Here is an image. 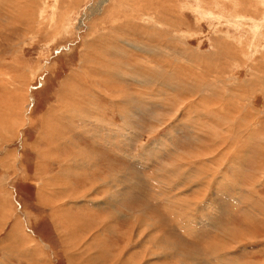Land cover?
Wrapping results in <instances>:
<instances>
[{
    "label": "rangeland",
    "instance_id": "obj_1",
    "mask_svg": "<svg viewBox=\"0 0 264 264\" xmlns=\"http://www.w3.org/2000/svg\"><path fill=\"white\" fill-rule=\"evenodd\" d=\"M0 7V264H264V0Z\"/></svg>",
    "mask_w": 264,
    "mask_h": 264
},
{
    "label": "bare ground",
    "instance_id": "obj_2",
    "mask_svg": "<svg viewBox=\"0 0 264 264\" xmlns=\"http://www.w3.org/2000/svg\"><path fill=\"white\" fill-rule=\"evenodd\" d=\"M143 1V0H142ZM173 8L174 10H175V8L173 7V5H172V2L171 3H165V6H164V8ZM1 8V7H0ZM45 8V7H44ZM1 11V10H0ZM44 13H45V11H43ZM175 12H176V10H175ZM154 13H155V11H154ZM168 13V12H167ZM171 13H174V12H172L171 11ZM22 14V13H21ZM23 14H25V13H23ZM20 15V14H19ZM18 15V16H19ZM172 15V14H171ZM176 15V14H175ZM14 16H16V15H14ZM21 17V16H20ZM16 19V17H13V19ZM17 20L18 21H20L19 19H18V17H17ZM164 20H162L161 21V24H166L165 23V21L163 22ZM231 22H233V21H231ZM235 22V21H234ZM254 24H257V25H259L260 23H258V22H253ZM237 24V23H236ZM153 29H155V28H153ZM161 30V29H160ZM168 31V30H167ZM158 38L157 39H155V41L156 40H160V41H158L159 43H162V45L163 46H177V47H179V44H174L173 42H171V40L169 39V40H167V39H165V40H163V37H161L162 35H163V33H161V32H159V31H157V30H155L154 32H153ZM149 34V33H148ZM106 36V35H105ZM104 36V37H105ZM112 36V35H111ZM103 37V36H102ZM106 38H108V36H106ZM112 38V37H111ZM155 38V37H154ZM101 39V38H100ZM110 39V38H109ZM113 39V38H112ZM105 40H107V39H105ZM116 40V45H114L112 48L113 49H115V48H120L121 46H122V44H123V42H124V40H122V41H117V38H115L114 39V41ZM87 41V40H86ZM127 41V40H126ZM150 41H154L153 39L151 40L150 39ZM95 43H96V41H94ZM93 42V44H95ZM103 42V41H102ZM105 42V41H104ZM178 42V41H177ZM107 43V42H106ZM156 43V42H155ZM88 44V43H87ZM102 44V43H101ZM105 44V43H104ZM110 44V43H109ZM88 45H92V43L91 44H88ZM107 46V45H106ZM103 47H105V46H103ZM111 47H109L108 49H105V48H97V49H94V51H92V53L90 52V55H87V58L88 59H91L92 61H93V63H94V65L95 64H97V65H102L103 63L105 64V66H107V65H109V66H111V70H109V71H107L106 73H105V75H102L103 77H102V79L100 80L99 78H98V74H99V72L97 71V72H92L93 73V75H94V77H92V78H96V79H94V84H98V86H100V87H104V88H106L107 89V91H109V92H107L108 93V95L109 96H111V98H114V100H118V101H125L126 103H127V101H129V100H127V99H130V96L127 94V93H123V92H126L125 90H124V88L123 87H125L124 86V84H123V82H122V80L124 79V78H128V79H133V81H135L136 82V84H141V86H142V88H146V89H151L150 88V86H152L151 84L152 83H154L155 82V78L154 77H152V76H149V75H147L148 77H141V75H140V72H141V70H140V68L139 69H137L136 68V70L134 71V69L132 70L131 68H129V67H127L126 66V69H127V71H126V73L128 74H125L123 71H120V70H122V63L120 62V59H119V56H118V53H119V51H115V50H113V49H111ZM181 47V46H180ZM143 48V47H142ZM184 48V47H183ZM183 48H182V50H183ZM229 49H230V53H229V56H231L230 58H234V55H236L235 54V50L232 48V47H228ZM109 49H111V50H109ZM144 49V48H143ZM89 50V49H88ZM92 50V49H91ZM103 51L104 53H105V55H101V59H104V57H106V56H108V55H110L109 57H111L110 58V61L109 62H107L106 60H105V62H100L99 60H98V58H100V56L98 55L99 54V51ZM150 50V49H149ZM130 52V51H129ZM106 53H107V55H106ZM145 53H147V54H149L150 53V55L151 54H153L152 55V57H155V58H157V57H160V58H157V59H164L165 60V58L162 56V52L160 51V52H158V51H153L152 49H151V51H149V52H145ZM92 55V56H91ZM155 55V56H154ZM164 55V54H163ZM167 55V54H166ZM99 56V57H98ZM131 56V55H130ZM157 56V57H156ZM116 57V59L118 60L119 59V61L117 62V65L116 66H114L113 67V65L112 64H110V62L112 61L111 59L112 58H115ZM160 60V61H161ZM84 62H86L87 63V61H83L82 62V64L84 63ZM121 63V64H120ZM165 63L167 64L166 65V70H169L168 68H169V66H170V64L169 63H172L170 60H167V61H165ZM175 63V62H174ZM177 63V62H176ZM139 66V65H138ZM174 66H180V64L179 65H174ZM108 69V68H107ZM113 71V72H112ZM102 72V71H101ZM157 74H158V71L156 72ZM155 74V73H154ZM90 75H92V74H90ZM157 76V75H156ZM141 79V80H140ZM157 79V78H156ZM78 80V79H77ZM164 80V79H163ZM204 80V79H203ZM159 81H161V80H159ZM166 81H168V80H165V82ZM158 83V82H157ZM156 83V84H157ZM167 83H169V82H167ZM166 83V84H167ZM184 83H186V84H189L188 82H184ZM198 83V82H197ZM166 84H164V86L166 85ZM171 84V83H170ZM170 84H168V85H170ZM207 84V83H206ZM185 85V84H184ZM178 86V85H177ZM194 86V85H193ZM234 86V85H233ZM160 87V89H163V86H159ZM169 87V86H168ZM188 87V86H187ZM195 87H197V85H195ZM167 88V87H166ZM173 88V87H172ZM198 88V87H197ZM238 88V87H237ZM174 89V88H173ZM180 89V88H179ZM216 89V88H215ZM236 89V88H235ZM194 90H195V88H194ZM194 90H193V88L192 87H190V88H185V90L183 91V93L187 96V95H193L194 94ZM213 91H214V89H212ZM163 91V90H162ZM175 91H176V88H175ZM178 91V90H177ZM176 91V92H177ZM212 91V92H213ZM111 92V93H110ZM165 92V91H164ZM182 92V91H181ZM180 92V93H181ZM122 93V94H121ZM138 94H136L135 95V98H138V99H140V96L141 97H145V96H147V98H149V95L148 94H146V93H142L141 91L140 92H137ZM161 93V92H160ZM182 93V94H183ZM197 93V92H196ZM237 93V92H236ZM182 94H181V96H182ZM216 95V94H215ZM217 95H219V94H217ZM227 95V94H226ZM232 95V94H231ZM164 96H166V95H164ZM201 96V95H200ZM206 96V95H205ZM220 96V95H219ZM223 96V95H222ZM242 96V95H241ZM217 97V96H216ZM218 98V97H217ZM224 99V98H223ZM226 99V98H225ZM228 100V99H227ZM7 101V100H6ZM92 101V100H91ZM226 102V101H225ZM204 104H206V103H204ZM235 104V103H234ZM148 106V105H147ZM191 106V105H190ZM206 106V105H205ZM225 106H227V105H225ZM139 107V106H138ZM228 107V106H227ZM226 107V108H227ZM126 108H128V107H126ZM140 108V107H139ZM138 108V109H139ZM209 108V107H208ZM137 109V108H136ZM191 109V108H190ZM218 110V109H217ZM216 110V111H217ZM222 110V109H221ZM135 111V110H134ZM137 112H138V110H136ZM220 111V110H219ZM139 112H140V110H139ZM225 112H226V110H225ZM230 112V111H229ZM127 113V112H126ZM129 114H131V113H129ZM220 114H221V112H220ZM226 114H230V113H226ZM134 115V114H133ZM211 116V115H210ZM229 119V118H228ZM219 120V119H218ZM100 121V120H99ZM91 122V121H90ZM231 122H232V120H231ZM233 122H235V121H233ZM237 123V122H236ZM2 124V123H1ZM6 124H4L3 126L5 127V128H7V126H5ZM200 126V125H199ZM202 126V125H201ZM200 126V127H201ZM228 126V125H227ZM3 127V128H4ZM204 126H202V128H203ZM16 128V123L14 122V120H12L11 122H10V126L8 127V132H11V131H13L14 129ZM235 130H232V131H236V132H239V128H238V126H236V124H235V127H233ZM16 129H18V128H16ZM199 129V128H198ZM130 130V129H129ZM201 130V129H200ZM210 130H212V129H210ZM5 136H7V135H5ZM103 137V136H102ZM6 138H4L3 137V140H5ZM9 139V138H8ZM128 141V140H127ZM204 141V140H203ZM205 142V141H204ZM204 142H202V143H204ZM130 143V142H129ZM147 151V150H146ZM97 157V156H96ZM242 161V160H241ZM93 167L94 166H96V167H98V165L96 164V165H92ZM101 167H103V163H102V166ZM83 176H87V175H83ZM89 176V175H88ZM90 176H91V174H90ZM120 177V176H119ZM123 177V176H122ZM121 178V177H120ZM116 179V178H115ZM119 179V178H118ZM94 182H96L95 181V179L92 181V183L94 184ZM124 183V182H123ZM105 184V183H104ZM51 185V184H50ZM66 185V184H65ZM65 185H64V188H65ZM48 187V186H47ZM55 187V186H54ZM50 189V188H49ZM88 191V190H87ZM72 193H74V191H72ZM107 201V200H106ZM112 201V200H111ZM97 206H98V203L96 204ZM9 216V215H8ZM137 216V215H136ZM84 217V216H83ZM86 217V216H85ZM84 217V218H85ZM142 217V216H141ZM137 218H138V216H137ZM139 219H142V218H139ZM137 220V219H136ZM139 221V220H138ZM143 221H145V220H143ZM135 223H136V221H135ZM138 223V222H137ZM142 224V223H141ZM153 225H154V223H152ZM149 228H151V227H149ZM72 230H73V228H72ZM150 230H152V229H150ZM150 233V232H149ZM13 239V238H12ZM101 240V239H100ZM103 240V239H102ZM153 241H154V239H153ZM99 243V242H98ZM154 243V242H153ZM168 244V243H167ZM150 245V244H149ZM170 245V244H169ZM169 245H167V246H169ZM163 246V245H162ZM146 247V246H145ZM154 247V246H153ZM162 248V247H161ZM174 248H176V247H174ZM153 249H155V247L153 248ZM101 250V249H100ZM103 250V249H102ZM153 251V250H152ZM170 253H172L171 251H169ZM178 252V251H177ZM96 254V253H95ZM94 254V255H95ZM154 254H156V249H155V252H154ZM165 254V253H164ZM167 254V256H169L168 255V253H166ZM181 254H183V253H181ZM103 255H105V254H103ZM180 255V254H179ZM178 256V255H177ZM107 257V256H106ZM120 257V256H119ZM93 258V257H92ZM178 258V257H177ZM182 259V258H181ZM130 260V259H129ZM143 260V259H142ZM144 261V260H143ZM180 261V260H179ZM128 262V261H127ZM144 264V263H143Z\"/></svg>",
    "mask_w": 264,
    "mask_h": 264
},
{
    "label": "crops",
    "instance_id": "obj_3",
    "mask_svg": "<svg viewBox=\"0 0 264 264\" xmlns=\"http://www.w3.org/2000/svg\"><path fill=\"white\" fill-rule=\"evenodd\" d=\"M69 184H70V183H69ZM89 232L91 233V232H92V230H91V231H89ZM86 233H88V232H86V231H85V234H86ZM76 240H77V238H76ZM76 261H77V260H76Z\"/></svg>",
    "mask_w": 264,
    "mask_h": 264
}]
</instances>
